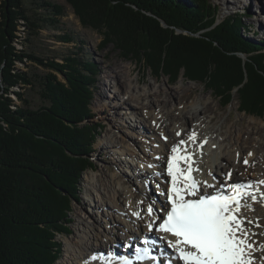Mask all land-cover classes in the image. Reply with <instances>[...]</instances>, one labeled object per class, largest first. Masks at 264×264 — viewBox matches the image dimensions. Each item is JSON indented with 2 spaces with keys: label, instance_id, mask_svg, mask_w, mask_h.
Segmentation results:
<instances>
[{
  "label": "trees",
  "instance_id": "obj_1",
  "mask_svg": "<svg viewBox=\"0 0 264 264\" xmlns=\"http://www.w3.org/2000/svg\"><path fill=\"white\" fill-rule=\"evenodd\" d=\"M32 1L43 14L29 15L24 0H0V264H56V238L70 234L71 205L101 134L91 110L94 63L77 52L58 62L17 47L25 30L36 36L64 16L61 5ZM65 1L83 27L100 32L99 48L113 43L170 83L181 75L199 82L224 108L236 94L238 111L264 118V40L245 38L240 14L219 21L210 0ZM28 63L47 73L18 67ZM27 88L39 89L40 107H31Z\"/></svg>",
  "mask_w": 264,
  "mask_h": 264
},
{
  "label": "bare ground",
  "instance_id": "obj_2",
  "mask_svg": "<svg viewBox=\"0 0 264 264\" xmlns=\"http://www.w3.org/2000/svg\"><path fill=\"white\" fill-rule=\"evenodd\" d=\"M244 2L247 6L251 5L248 3L250 2L248 0H233L232 3L234 6H237L241 3L244 4ZM258 4L260 9H264L263 0ZM261 15H264V13ZM248 18H251V14H248ZM254 19L256 20L254 22L255 24H259L260 22L259 25H264L262 23V21L264 22V16H261L260 19V14L257 10L254 12ZM111 71V75L108 76L111 83L110 86L115 93H118V95L114 97V101H117L118 96V101L123 102L122 105L119 104L120 108L125 107V110L131 111V119L127 116L131 122L134 121V123H136L138 122V118L141 119L139 123H141L144 129H142L140 135L138 134L139 136L137 135L138 137H136V140L141 144L140 150L142 156H138L134 151L129 150L130 148L128 149L121 144H112L108 148L111 150L115 149L121 156H130L131 161L124 159L129 166L128 168H130L129 170H131V173L128 172L131 175L127 177L130 184L125 181L122 182L120 176L112 173L110 176H104V183L98 186L93 176L86 175L87 182L94 188L96 193L95 197L97 201L94 202L98 203L99 199L104 200L103 204L100 203L94 206V208L101 207L100 210L103 211L101 214L103 219L99 222L98 220L95 221L96 227L94 224L87 221L89 219V217H86L88 213H84L83 217L81 216L82 213L78 215L77 222L79 228L78 234H76V241L75 243H73V241L72 243L68 242L65 244V262L68 264H105L108 255L112 253L116 254L117 260L124 256L134 258L135 247L143 244V239L149 237V235H154L157 236L156 238L159 240L162 234L157 233L155 228L159 223L157 219L160 218V214L164 215L165 213L162 211L164 203H161V197H155V195L162 194L165 196L163 193L167 192V159L171 155V148L179 144L181 140L187 141L192 132L197 133V145L204 139L208 141L207 144L204 145L203 156L201 157L199 154L195 156L197 166L201 169V172L194 173L198 180H206L211 184L216 182L218 185L215 188L218 186L220 188L221 184L225 186L233 184L241 179L248 182L247 177L249 175L243 172L242 169L245 167L246 170L250 172L249 170L254 168L253 162H257L259 168L256 170V174L253 176L251 175L254 178L252 181L257 182L264 179V160L262 155L256 153L251 156L246 155V157L243 158L244 146L251 139L252 134L248 129H239L236 131L238 133H235V143L229 147V144L224 146L223 144L226 142L225 135L222 133L224 124L220 126L216 125V118L210 114L212 110L211 107H209L210 104H203L201 106L200 99L184 102L188 95L185 94L187 89L169 90L162 85L156 86V83H149L148 86L150 88L148 90L146 87L141 88L138 80L131 79L130 75L132 69L130 66H119L118 64H114ZM123 78H125V80H122ZM126 78L129 79L127 80ZM157 93H162L164 95L159 99L160 96H157ZM119 96H121L122 99H120L121 97L119 98ZM173 98L178 99L180 102L176 107L169 105L170 99ZM126 101L134 104L126 107ZM133 117L134 120L132 119ZM170 117H177L179 120L187 118L189 124L187 127L177 123L170 124ZM177 133H180V135H177ZM263 141L264 139L262 137L258 138L259 143ZM187 147L189 151H192L196 148V145L189 143ZM242 159L243 161L248 159L249 165L245 166ZM134 160L137 162L135 163ZM218 163L220 169L219 171H215V168H217L216 164ZM118 165L120 167L123 166L121 163H118ZM131 167L134 169L136 168V170L140 172H144L145 174L143 175L145 176L136 175L133 171L134 169ZM120 172L125 174V168L122 169V171L120 170ZM228 172L232 173L230 180L225 179ZM157 173H159V175H157ZM141 177L151 180L148 184L150 183L151 187L157 190L152 193L154 197L149 194V186L146 185V179H142ZM213 177H215V179H213ZM155 180L159 185L155 183ZM161 186L163 189L162 192L160 191ZM101 187H103V189ZM215 190L216 189L212 188H201L202 193L204 191L211 193ZM261 191H264V188H261ZM152 202H157L159 204L153 207L158 218L155 220L153 231L149 232L147 224L150 222L151 218L147 216V207L149 204H153ZM249 203H251V201H249ZM252 207L254 211H247L245 214L253 220H258L261 225H264V205L255 203ZM108 211H110L111 214H108ZM134 211L140 212L139 219L132 215ZM113 215H116L118 218L113 219ZM97 223H100V225L98 226ZM108 225H111V230L105 227H109ZM100 228H103V232L100 231ZM114 231H119V234L122 236H118V238ZM253 231L259 233L264 231V229L253 228ZM115 236L120 239V241H118L117 238L115 240ZM169 238L171 237H165V241ZM255 239L257 244L264 243V236H257ZM101 243H104V245H101ZM158 247L157 243L153 245L156 253L161 256L162 250ZM168 254L169 259H174L172 253ZM94 255L97 257L96 260L92 259ZM255 255L257 264H259V258L264 255V253L257 250ZM144 262L146 264H156L154 262Z\"/></svg>",
  "mask_w": 264,
  "mask_h": 264
},
{
  "label": "rangeland",
  "instance_id": "obj_3",
  "mask_svg": "<svg viewBox=\"0 0 264 264\" xmlns=\"http://www.w3.org/2000/svg\"><path fill=\"white\" fill-rule=\"evenodd\" d=\"M46 1L64 7V16L59 21V24L44 26L36 36H30V33H26L25 30V34L20 35V37H22V40L24 41V46L21 47L19 44H17V47L20 50L33 53L34 55L42 59H56V61L58 62H61L63 56H66L72 52H77L80 55H86L84 59L87 61H92L94 63L96 70H98V77L96 82V90L94 92L93 100L91 102V110L92 115L94 117V124L100 126L101 133L100 136L97 138L96 143L94 144L90 153V158L93 163L94 169L92 171L88 170L82 175L80 181V188L77 191L79 201L72 202L71 205L72 208L69 218L70 234L66 236L60 235L56 238L62 246V254L56 264H68L65 262V244L68 242L72 243L73 241V243H75L76 241V234H78L79 228V224L77 222L79 217L78 215H81L82 213L81 216L83 217L84 213H88L86 217H89V219L87 221L94 224V226H96V220H98L99 222L103 219L101 215L103 211L100 210L101 207L94 208V206L100 203L103 204L104 200L99 199L98 203L94 202L97 201V198L95 197L96 193L94 191V188L87 182L88 180L86 179V175L93 176L94 179L97 181L98 186L104 183V176H110L112 173H115L117 174V176H120L122 178V182L125 181L126 183L130 184V182L127 180V177L131 175L129 174L131 173V170H129L130 168H128V164L126 163V161H124V159L131 161L130 156H121L119 152L115 151V149L111 150L108 148L112 144H121L127 147L128 149L130 148L129 150L134 151L138 156H142L140 150L141 144L136 140V137H138L142 132V129H144L141 123H139V121L141 122V119L138 118V122L136 123H134V121L131 122L129 120L131 119V111L125 110V107L120 108L119 104L122 105L123 102L118 101V96L117 101H114V97H116L118 93H115V91L111 89L110 79L108 78V76H110L112 73L111 68L114 64H118L119 66H130L132 69L130 75L131 79L138 80L139 86L141 88L146 87L148 90L150 88L148 86L149 83H156V86L162 85L163 87L165 86V88L169 90L187 89L185 94L188 95L186 96L184 102H191L200 99L201 106L203 104H210L209 107H211L212 109L210 111V114H212L216 118V125L220 126L224 124V128L222 131L223 135H225L226 138V142L223 144L224 146L229 144V147L230 145L235 143V133H238L236 131H238L239 129H248L250 132H252V134L251 139L244 146L245 148L243 158H245L246 155H248L249 153H260L264 160V141L260 143L258 142L259 137H262L264 139V118L260 119L253 116H247L245 113H241L240 111H238L239 104L236 94L234 95L233 102L226 108H224L221 106L219 99H217L211 91L206 90L204 85L199 82L187 81L185 78H183L182 75L179 77L178 81L174 83H170L168 78L164 76H162L161 78L153 77L152 74H150L142 65L137 64L134 61L126 60L122 56L123 52L117 49L113 43H108L104 48H99V45L103 40L100 32L92 28L83 27L80 24V21L78 20L76 15L74 14L72 8L66 3L65 0ZM210 1L214 4V6H216V12L218 14L219 21L239 13L243 17L242 34L245 36V38L250 39L251 42L254 43H259L260 40H264V25H259L260 22L259 24L254 23L256 21L254 19V12L256 10L260 14V19L261 16H264L261 15L264 13V9H260L258 4L262 0H248L250 1L248 3L251 4L248 6L245 5V2L244 4L241 3L237 6H234L232 3L233 0ZM24 5L29 15H32L34 12H37L39 14L44 13L43 10H39L36 7L37 3L32 0H24ZM248 14H251V18H248ZM262 23L264 24L263 21ZM246 26H249L250 28H245ZM64 34H69L72 37V42L63 43V40H61L60 38L64 36ZM243 59L245 60L244 56ZM18 67L37 75H45L47 73L45 69L41 67H36L30 63H28V68H25L22 64H18ZM126 79L128 80L129 78ZM122 80H125V78H123ZM15 90L17 89L15 88ZM38 90V88L34 90H30L29 88H27L25 90V96L31 102V107L33 109L40 107L43 103L39 96ZM163 95L164 94L161 93L157 96H160L159 99H161ZM120 97L121 96H119V98ZM120 99H122V97ZM178 103H180L179 100L173 98L170 99L169 105L176 107ZM133 104L134 103L132 102L126 101L125 106L129 107ZM127 116L129 117V119ZM132 119L134 120V117ZM169 123L182 124L183 126L187 127L189 121L187 118L179 120L177 117H170ZM136 160H134L135 163L137 162ZM118 163H121L123 166L120 167ZM216 165L217 168H215V171H219V163ZM253 166L255 169L253 168L249 170L250 172H248L245 167H243L242 169L243 172H245L246 174L248 173V181H252V179H254L252 176L257 173L256 170L259 168L257 162H253ZM123 167L126 170L125 174L120 172V170L122 171V169H124ZM133 171L138 176H145L143 175L145 174L144 172H140L136 170V168ZM141 178L146 179V185L149 186V194L154 197L152 193H154L155 189L151 187L150 183L148 184V182L151 180L144 177ZM239 181L242 182L243 179ZM101 188L103 189V187ZM108 214H111L110 211H108ZM112 218L117 219L118 217L116 215H113ZM97 225L99 226L100 223H97ZM111 225H108L109 227H105L108 230H111ZM100 231L103 232V228H100ZM114 232H116L115 234H117V237L122 236L121 234H119V231ZM117 237L115 236V240ZM118 241H120V239H118ZM101 245H104V243H101Z\"/></svg>",
  "mask_w": 264,
  "mask_h": 264
},
{
  "label": "snow or ice",
  "instance_id": "obj_4",
  "mask_svg": "<svg viewBox=\"0 0 264 264\" xmlns=\"http://www.w3.org/2000/svg\"><path fill=\"white\" fill-rule=\"evenodd\" d=\"M207 142V139H204L197 145V133L192 132L187 141L181 140L171 148V155L167 159L170 187L163 193L166 195V205L162 206L166 215L155 228L157 233L162 234L160 241L171 237L166 243L175 256L174 259L166 260L165 264H257L255 254L257 250L264 253V243L257 244L255 238L264 236V231L257 233L253 228L264 229V225L249 218L245 213L254 211L252 205L255 203L264 205V191H261V188H264V179L227 186L221 184L220 188L212 193H202V187H216L206 180H198L194 175L201 172L195 156H203V148ZM189 143L196 145V148L189 151ZM243 163L248 166V159ZM231 176L232 173L228 172L225 179L230 180ZM167 205H170V208ZM132 215L140 218L139 211H134ZM147 216L151 218L147 228L152 232L158 218L152 204L147 207ZM142 243L143 248H135V260L159 264V258L152 255L148 247L149 240L143 239ZM152 243L155 245L157 241L153 240ZM163 255L161 251V256ZM92 259L96 260L97 257L94 255ZM114 262L133 264L130 259L117 260L109 254L105 264ZM259 264H264V255L259 258Z\"/></svg>",
  "mask_w": 264,
  "mask_h": 264
},
{
  "label": "water",
  "instance_id": "obj_5",
  "mask_svg": "<svg viewBox=\"0 0 264 264\" xmlns=\"http://www.w3.org/2000/svg\"><path fill=\"white\" fill-rule=\"evenodd\" d=\"M164 27H165V25L164 24H162Z\"/></svg>",
  "mask_w": 264,
  "mask_h": 264
}]
</instances>
